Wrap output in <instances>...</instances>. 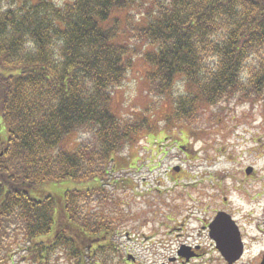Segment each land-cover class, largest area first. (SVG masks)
<instances>
[{
    "label": "trees",
    "instance_id": "1",
    "mask_svg": "<svg viewBox=\"0 0 264 264\" xmlns=\"http://www.w3.org/2000/svg\"><path fill=\"white\" fill-rule=\"evenodd\" d=\"M140 53L168 128L231 99L264 103V0H0L3 260L16 245L32 264H86L102 254L97 238L125 222L100 187L135 168L123 149L149 129L144 115L111 108Z\"/></svg>",
    "mask_w": 264,
    "mask_h": 264
},
{
    "label": "rangeland",
    "instance_id": "2",
    "mask_svg": "<svg viewBox=\"0 0 264 264\" xmlns=\"http://www.w3.org/2000/svg\"><path fill=\"white\" fill-rule=\"evenodd\" d=\"M125 12L134 24L142 18L135 7ZM124 15L119 17L123 20ZM140 55L134 56L126 79L114 89L111 108L124 118L144 115L149 129L123 149L129 160L138 159L135 168L113 173L111 181L117 179V188L100 187L102 193L113 192L122 204L125 222L110 236L112 243L102 249V254L92 255L86 264H131L125 263V258L137 251L146 252L139 246L151 235L156 241L169 243L164 251L172 253L178 247L176 239L205 236L207 231L201 225L221 210L235 212L244 236L253 237L255 246L264 248V103L231 99L203 108L195 124L168 128L163 118L169 109L163 103L152 106L159 101L147 94L145 73L149 67ZM179 140L186 143L187 152L179 148ZM249 167L253 172L245 174ZM104 183L107 180L97 185ZM97 195L101 193L91 194ZM85 208L94 214L95 205ZM181 221L185 224L179 229ZM11 248L4 252L9 253L7 261L0 251V264H32L25 251L16 245ZM258 258L247 256L245 262L256 264ZM212 264L219 262L213 260Z\"/></svg>",
    "mask_w": 264,
    "mask_h": 264
},
{
    "label": "flooded vegetation",
    "instance_id": "3",
    "mask_svg": "<svg viewBox=\"0 0 264 264\" xmlns=\"http://www.w3.org/2000/svg\"><path fill=\"white\" fill-rule=\"evenodd\" d=\"M221 211L228 216V220L226 217L224 218L223 224H227L233 232V235H229L225 241H217L209 234L211 221H214L219 214L217 213L219 211H216L217 214L215 213L207 224L203 223L204 225H201L202 230L207 231L205 236L199 235L190 238L189 241L185 239L186 237L176 239L178 247L172 253L164 251V249L170 247V244L164 239L156 241V236H148L146 237L148 241L139 246L140 249L145 247L147 251L144 252L139 249L140 252L128 254L125 263L130 261L131 264H212V261L216 260L219 264H248L249 262H245L247 256L254 258L258 255L259 258L256 264H262L264 248H261V246L256 247L252 241V239L255 241L253 237L247 238L244 236L242 225L239 218L235 217V212L231 210ZM181 225L182 222H179V229L182 228ZM229 233L231 234V232ZM97 239H103L104 243L96 242L101 248H106L107 245L112 243L109 242L110 236L102 235L101 238ZM92 245H89L88 248H91ZM96 248L93 246V250Z\"/></svg>",
    "mask_w": 264,
    "mask_h": 264
},
{
    "label": "water",
    "instance_id": "4",
    "mask_svg": "<svg viewBox=\"0 0 264 264\" xmlns=\"http://www.w3.org/2000/svg\"><path fill=\"white\" fill-rule=\"evenodd\" d=\"M249 172H251L250 167L246 169V173H249ZM225 217L228 220V216H226V214H223V213L218 214L217 217L215 218V220L210 225V228H211L210 235L214 239H216L217 241H220V242L225 241L229 235H233V232L231 231L232 229H230L227 226V224H223V220ZM229 232H231V234ZM262 264H264V260H263Z\"/></svg>",
    "mask_w": 264,
    "mask_h": 264
}]
</instances>
